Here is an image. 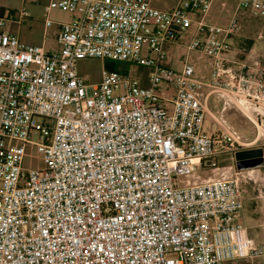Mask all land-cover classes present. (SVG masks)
Returning <instances> with one entry per match:
<instances>
[{
    "label": "built area",
    "instance_id": "built-area-1",
    "mask_svg": "<svg viewBox=\"0 0 264 264\" xmlns=\"http://www.w3.org/2000/svg\"><path fill=\"white\" fill-rule=\"evenodd\" d=\"M218 1L158 9L153 0H50L49 10L72 17L59 25L54 51L9 29H20L26 9L0 14V264H229L261 256L241 222L248 191L239 137L208 134L204 125L215 93L226 106H252L264 121L261 64L237 69L232 56L243 16L263 18L264 0H235L228 19L215 23ZM178 47L186 50L179 70L169 53ZM191 54L205 68L189 62ZM93 57L150 68L148 85L130 66L90 83L77 61ZM29 148L44 168H23ZM226 155L232 163L223 166Z\"/></svg>",
    "mask_w": 264,
    "mask_h": 264
},
{
    "label": "rangeland",
    "instance_id": "rangeland-1",
    "mask_svg": "<svg viewBox=\"0 0 264 264\" xmlns=\"http://www.w3.org/2000/svg\"><path fill=\"white\" fill-rule=\"evenodd\" d=\"M180 0H154V5L160 9L176 6ZM236 4V3H235ZM234 4V8H235ZM50 0H0V9L4 10L5 19H9L10 13L26 9L28 17L20 27V39L25 44L43 45L47 50L58 49L57 34L60 24L72 21L68 11L61 9L49 10ZM231 10V7L228 8ZM221 10L218 3L214 5L210 15ZM243 28L238 36L234 38V60L238 64H233L235 68L241 69L244 65L254 67L255 62L261 64V82L264 84V18H254L246 13L243 16ZM53 22V27H47L46 22ZM16 25H9L11 31H16ZM17 33V32H16ZM194 28L190 29L185 38L188 43L193 36ZM186 50L179 49L177 55L172 54L171 65L174 69H181L184 63ZM195 67L205 68L204 58L197 54H191L189 57ZM128 64V65H127ZM114 62L104 60L98 57L87 58L77 61V70L80 75L86 78L90 83H100L103 71L106 65H115L117 70L127 68L132 69V78L138 81L142 86L148 85L150 68H141L131 63ZM264 95V88L262 89ZM217 98L216 106L214 100L207 109L208 113L205 120L204 130L208 134H218L226 130H231L239 137L241 150L263 149L264 151V121L257 118V111L252 106H229L225 108V98L219 93L212 95ZM209 115V116H208ZM214 115V116H213ZM211 116V117H210ZM217 117V118H214ZM219 119L221 126L216 123ZM43 122V120H38ZM37 140V135H33ZM223 166L230 165L232 158L230 155L219 159ZM23 168L42 169L44 162L36 149L29 148L24 158ZM204 177L212 175L203 173ZM243 185L247 192L245 201V211L243 222L248 229L249 237L255 244L261 247V256L252 259H241L229 264H264V166L243 171Z\"/></svg>",
    "mask_w": 264,
    "mask_h": 264
},
{
    "label": "crops",
    "instance_id": "crops-1",
    "mask_svg": "<svg viewBox=\"0 0 264 264\" xmlns=\"http://www.w3.org/2000/svg\"><path fill=\"white\" fill-rule=\"evenodd\" d=\"M223 1H225L227 4H228V7H226V8H223L222 7V2ZM218 3V6H219V8H221V10H219V11H217L216 13H214L213 15H210V18H211V20L213 21V22H215V23H221V22H224V21H226L227 19H228V17L230 16V9H228V8H232L233 6H234V4L236 3V1L235 0H219L218 2H216V4ZM152 4H153V6L154 7H156L155 5H154V0H153V2H152ZM0 8H3V7H0ZM156 8H158V7H156ZM170 8V7H169ZM158 9H160V8H158ZM166 9V8H165ZM1 10V9H0ZM51 27H53V25L51 26ZM50 27V28H51ZM19 31H20V29H16V31H13L14 33H18V35H19V37H20V34L21 33H19ZM59 31H60V27L58 28V34H59ZM58 34H57V41H58ZM21 40V39H20ZM35 45H37V44H35ZM59 45V44H58ZM41 46H43L45 49H46V47L44 46V44L43 45H41ZM59 48H60V45H59ZM58 48V49H59ZM58 49H54V50H58ZM179 49L181 50L182 48H173V49H170V55H172V54H176L177 55V53H178V51H179ZM47 50V49H46ZM54 50H47V51H54ZM235 53H233V55H234ZM232 55V56H233ZM234 57V56H233ZM213 95V94H212ZM212 95H210V97H209V101H208V108H209V105L211 104V100L213 99V97H212ZM214 100V99H213ZM214 103H215V105L214 106H216V103H217V98H215V100H214ZM224 105H225V103H224ZM227 107H229V106H226L225 105V108H227ZM209 116V115H208ZM214 116V115H213ZM211 117V116H210ZM214 118H217V117H214ZM216 120H219V119H215V121ZM216 123H217V121H216ZM215 134V133H214ZM245 201H246V199H245ZM244 211H245V206H244V210H243V212H242V216H241V222L244 224V222H243V219H244ZM245 225V224H244ZM247 232H248V229H247ZM248 235H249V233H248ZM236 261H238V260H236ZM235 262V261H234ZM230 263H232V262H230Z\"/></svg>",
    "mask_w": 264,
    "mask_h": 264
},
{
    "label": "water",
    "instance_id": "water-1",
    "mask_svg": "<svg viewBox=\"0 0 264 264\" xmlns=\"http://www.w3.org/2000/svg\"><path fill=\"white\" fill-rule=\"evenodd\" d=\"M237 167L244 171L264 166L263 149L239 150L236 153Z\"/></svg>",
    "mask_w": 264,
    "mask_h": 264
},
{
    "label": "trees",
    "instance_id": "trees-1",
    "mask_svg": "<svg viewBox=\"0 0 264 264\" xmlns=\"http://www.w3.org/2000/svg\"><path fill=\"white\" fill-rule=\"evenodd\" d=\"M2 13H4V10L3 9L0 10V14H2ZM233 46H234V44H233ZM106 69L111 70V71H121V72L127 73V68L126 67L124 69L117 70V67L115 65H106Z\"/></svg>",
    "mask_w": 264,
    "mask_h": 264
}]
</instances>
